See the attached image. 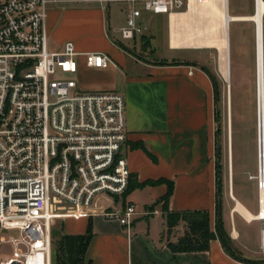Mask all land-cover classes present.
Returning <instances> with one entry per match:
<instances>
[{"label":"crops","instance_id":"crops-1","mask_svg":"<svg viewBox=\"0 0 264 264\" xmlns=\"http://www.w3.org/2000/svg\"><path fill=\"white\" fill-rule=\"evenodd\" d=\"M80 2L75 5V0H63L51 8L47 20L49 49L59 53L66 43H74L78 86L88 92L117 91L125 96L128 139L123 154L129 163L132 187L125 201L134 203L139 215L130 232L118 221L100 216L57 219L53 227L58 221L68 225L66 230L61 225L60 233L56 231L58 237L86 234L91 224L94 236L85 254L86 264H249L227 254L218 237L220 226L240 258L264 264V221L249 220L238 210L240 204L258 216L261 191L259 198L247 196L250 187L245 185L246 172L241 170L237 187L224 190L223 197L220 190V156L215 152L218 86L208 63V50L218 48L174 46L172 15L182 12L145 13L138 20L145 32L126 44L120 31L126 26L129 4ZM113 4L117 6L114 12ZM165 48L196 54L161 56ZM87 53L106 54L112 63L102 69L90 68ZM169 184L173 187L167 203L170 211L209 212L214 238L208 251L173 253L161 239L165 220L160 200ZM153 205L158 213L145 215ZM183 232L182 223L173 240ZM28 248L18 231H0V264H21L20 260L11 262L12 256L26 253ZM51 264H56L53 258Z\"/></svg>","mask_w":264,"mask_h":264},{"label":"built area","instance_id":"built-area-1","mask_svg":"<svg viewBox=\"0 0 264 264\" xmlns=\"http://www.w3.org/2000/svg\"><path fill=\"white\" fill-rule=\"evenodd\" d=\"M62 1L0 0V231H18L29 245L26 253L12 256L11 262L21 264L52 263L51 228L57 219L100 216L130 232L139 215L136 205L125 201L131 179L123 154L125 96L79 90L74 43L59 53L49 49V12ZM100 1L130 5L120 31L124 41L145 32L138 22L145 13L171 15L188 2ZM86 63L102 69L112 60L87 53Z\"/></svg>","mask_w":264,"mask_h":264},{"label":"rangeland","instance_id":"rangeland-1","mask_svg":"<svg viewBox=\"0 0 264 264\" xmlns=\"http://www.w3.org/2000/svg\"><path fill=\"white\" fill-rule=\"evenodd\" d=\"M73 4L82 3L80 0H75ZM255 5L256 0H229V14L237 17L252 16L255 13ZM188 6L189 0L178 12H186ZM116 8L117 6L113 4V12ZM205 15L206 12L204 11V16L200 17L199 27L207 29L210 26V21ZM221 36L222 33L219 31L217 39L220 40ZM115 37L120 38L119 34H116ZM124 43L127 44L128 42L124 41ZM229 44L230 64L228 65V72L230 70V81H226L225 73L221 69L223 62L221 50L211 48L208 50V63L215 74L214 77L218 86V91L215 93V152L220 156L221 193L223 197L224 190L229 192L231 187L233 189V185L237 187L239 184L238 172L241 170L246 172L245 185L250 187L249 191L246 192L247 196L252 199L259 198L260 186L263 182L259 176L256 25L253 22H232L230 24ZM211 53H214V56ZM195 54L196 52L192 51L175 53L167 48L160 53L161 56L171 58ZM213 63H216V67H213ZM81 88L80 86L79 90L87 91ZM63 224L64 230H66L68 225L67 222L63 221H58L56 226L51 228L52 258L57 242L60 240L56 231L60 233ZM260 248L262 249L261 241Z\"/></svg>","mask_w":264,"mask_h":264},{"label":"bare ground","instance_id":"bare-ground-1","mask_svg":"<svg viewBox=\"0 0 264 264\" xmlns=\"http://www.w3.org/2000/svg\"><path fill=\"white\" fill-rule=\"evenodd\" d=\"M228 16L229 24L227 28L226 17V0H189L188 10L184 13L172 15V41L174 46H193V47H217L221 50L222 66L221 69L230 81L228 65L230 62L229 46L230 43V23L231 22H253L256 25V42H257V121H258V98L260 97V132L258 121V146L259 134L261 138V158L259 160V176L264 182V148H263V133H264V0H257L255 5V13L252 16ZM208 16L210 26L205 28L199 27L200 17ZM221 31V39L213 37L214 33ZM219 50V51H220ZM261 191L262 210L258 216L251 215L243 206L238 205V210L249 220L261 219L264 221V189ZM264 233V232H263ZM264 236V234H263ZM49 236L46 233L44 239V247L47 248ZM264 247V239H263Z\"/></svg>","mask_w":264,"mask_h":264},{"label":"trees","instance_id":"trees-1","mask_svg":"<svg viewBox=\"0 0 264 264\" xmlns=\"http://www.w3.org/2000/svg\"><path fill=\"white\" fill-rule=\"evenodd\" d=\"M215 86L217 82L214 79ZM218 91V88H216ZM221 190V188H220ZM132 191L130 186L128 194ZM173 193V187L169 184L166 195L160 200L164 204L165 232L161 239L165 240L166 246L173 253H193L205 252L210 249V244L214 238L211 231L210 215L207 211H170L167 203ZM156 205L147 208L153 211ZM184 224V232L177 240H173L174 231ZM218 237L224 250L234 259L255 264L253 261H247L240 258L234 251L231 239L217 226ZM92 225H89L86 234L65 235L57 242L53 259L56 264H86L85 254L93 238Z\"/></svg>","mask_w":264,"mask_h":264},{"label":"water","instance_id":"water-1","mask_svg":"<svg viewBox=\"0 0 264 264\" xmlns=\"http://www.w3.org/2000/svg\"><path fill=\"white\" fill-rule=\"evenodd\" d=\"M227 1L228 0H226V9H227L226 10V17H227V28H228V24H229V20L230 19H229V16H228V5H227ZM218 32L213 34V37L214 38L215 37L217 38ZM228 45H229V42H228ZM258 118H259L258 121H259V132H260V97L258 98ZM263 148H264V137H263ZM259 154H260V157H261V138H260V134H259Z\"/></svg>","mask_w":264,"mask_h":264}]
</instances>
